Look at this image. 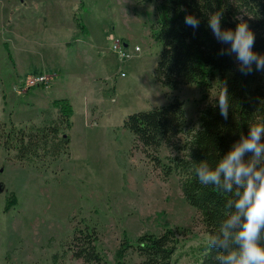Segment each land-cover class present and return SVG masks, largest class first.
Returning <instances> with one entry per match:
<instances>
[{
	"label": "rangeland",
	"instance_id": "1",
	"mask_svg": "<svg viewBox=\"0 0 264 264\" xmlns=\"http://www.w3.org/2000/svg\"><path fill=\"white\" fill-rule=\"evenodd\" d=\"M156 2L0 0V129L50 125L60 117L54 102L61 99L74 111L71 128L64 130L69 145L57 158L18 160L0 139V264H87L63 247L82 223L96 227L99 264H119L125 241L167 228L180 239L175 264H201L197 248L208 247L209 235L183 196L173 161L186 157L200 110L218 93L216 85L172 92L156 80L162 50L151 35ZM111 32L123 43L130 38L125 47L139 46V56L120 61ZM40 75L47 78L43 83L28 85ZM173 98L184 102L188 124L173 147L154 155V164L135 148L123 123ZM170 165L174 171L166 175ZM15 197L17 205L6 210ZM130 252L122 264L140 261Z\"/></svg>",
	"mask_w": 264,
	"mask_h": 264
},
{
	"label": "trees",
	"instance_id": "2",
	"mask_svg": "<svg viewBox=\"0 0 264 264\" xmlns=\"http://www.w3.org/2000/svg\"><path fill=\"white\" fill-rule=\"evenodd\" d=\"M139 4L153 0H135ZM158 20L152 25L151 35L161 47L156 68V80L172 92L181 86L194 85L200 90H211L216 85L218 95L227 89L229 114L220 115L215 101L200 110L199 128L188 138L184 149L186 157L173 161V167L181 174V190L187 203L202 217L209 234L218 233L223 219L229 213L226 206L230 194L212 185H203L195 176V165L207 160L215 162L230 148L233 141L247 134L250 125L264 123V71L242 73L235 53H229L227 45L218 40L207 26L209 13L222 12L223 27L235 28L243 20L255 33L254 50L264 53V0H157ZM186 13L200 17V24L192 27L184 23ZM80 26L84 27L81 22ZM224 49V51H221ZM60 117L50 125H10L9 132L0 129L3 147L21 161L34 162L51 155L64 154L70 136L64 132L71 128L74 111L67 100H57ZM188 122L184 102L173 98L167 105L138 111L126 117L123 127L134 136V146L156 164L154 155L161 147H173L175 139L183 134ZM246 154V158H247ZM172 165L165 170L170 175ZM17 205V199L9 198L6 210ZM71 239L64 243L66 252L87 264H99L103 260L98 250L96 227L80 224L75 227ZM180 239L177 230L165 229L161 234L146 233L134 242L125 241L117 253L122 264L133 249L140 259L135 264H175ZM201 264H219V249L197 248ZM129 252V253H128Z\"/></svg>",
	"mask_w": 264,
	"mask_h": 264
},
{
	"label": "clouds",
	"instance_id": "3",
	"mask_svg": "<svg viewBox=\"0 0 264 264\" xmlns=\"http://www.w3.org/2000/svg\"><path fill=\"white\" fill-rule=\"evenodd\" d=\"M221 19L222 12H211L207 26L227 45L229 53H235L240 71L248 73L253 67L264 71V53L254 50L255 33L248 23L241 20L235 28L223 27ZM184 23L195 28L200 17L186 13ZM228 97L226 88L215 97L224 118L229 114ZM194 172L201 184L231 196L220 231L209 234L206 242L220 250L216 256L219 264H264V123L250 125L247 134L233 141L214 165L203 160L195 165Z\"/></svg>",
	"mask_w": 264,
	"mask_h": 264
},
{
	"label": "built area",
	"instance_id": "4",
	"mask_svg": "<svg viewBox=\"0 0 264 264\" xmlns=\"http://www.w3.org/2000/svg\"><path fill=\"white\" fill-rule=\"evenodd\" d=\"M108 39L113 43L112 51L118 55V59L120 61H130L132 58L134 59L135 56H139L140 54V47L136 46L129 50L125 47V43L115 38V36L111 33L108 34ZM116 55V56H117ZM47 78L45 76H38L34 77L31 80L28 81V85H38V83H43ZM28 86V87H29Z\"/></svg>",
	"mask_w": 264,
	"mask_h": 264
},
{
	"label": "crops",
	"instance_id": "5",
	"mask_svg": "<svg viewBox=\"0 0 264 264\" xmlns=\"http://www.w3.org/2000/svg\"><path fill=\"white\" fill-rule=\"evenodd\" d=\"M136 3H138L137 1H136ZM157 3V2H156ZM139 4V3H138ZM147 4V3H146ZM155 7H156V5H155ZM156 9H157V7H156ZM125 39V38H124ZM152 39V38H151ZM125 41V44L127 43V44H129V43H132V41L130 40V38H127V39H125L124 40ZM152 41H153V39H152ZM134 44V43H133ZM144 58V57H143ZM116 60V59H115ZM144 61V59H142L141 60V62H143ZM141 62H139V63H141ZM117 61H115V63L114 64H116L117 65ZM129 66V64L127 65V66H125V69H126V67H128ZM124 69V70H125ZM160 84V83H159ZM161 85V84H160ZM162 86V85H161ZM118 90H119V88H118V84H117V86H116V92H118ZM120 91V90H119Z\"/></svg>",
	"mask_w": 264,
	"mask_h": 264
}]
</instances>
